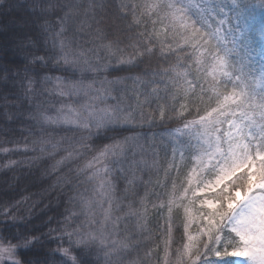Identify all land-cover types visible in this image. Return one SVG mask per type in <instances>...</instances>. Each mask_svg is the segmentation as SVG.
Listing matches in <instances>:
<instances>
[{
  "label": "snow or ice",
  "instance_id": "snow-or-ice-1",
  "mask_svg": "<svg viewBox=\"0 0 264 264\" xmlns=\"http://www.w3.org/2000/svg\"><path fill=\"white\" fill-rule=\"evenodd\" d=\"M6 8L25 10L16 20L25 66L0 70L2 115L27 125L28 136L2 151L34 153L28 165L63 151L53 171L93 154L75 183L63 180L80 211L65 218L58 262L19 258L41 238L7 231L22 219L17 201L0 207V264H264V0H8ZM176 122L167 139L144 131ZM58 130L74 135L56 139ZM120 130L131 135L98 149L89 142ZM161 171L163 183L144 179ZM169 179L166 202L148 191ZM152 196L151 208L167 215L149 247ZM178 209L184 242L174 247Z\"/></svg>",
  "mask_w": 264,
  "mask_h": 264
},
{
  "label": "trees",
  "instance_id": "trees-1",
  "mask_svg": "<svg viewBox=\"0 0 264 264\" xmlns=\"http://www.w3.org/2000/svg\"><path fill=\"white\" fill-rule=\"evenodd\" d=\"M8 0H0V4H4V8H0V70L8 69L9 72L21 71L25 66V51L18 47L17 42L23 37L24 32L21 30L16 23L17 15L25 14L24 9H18L17 13H7ZM26 0H16L17 4H24ZM259 47V44H257ZM144 66H140L135 69L134 72L129 73L127 71H116L109 76V79L115 76H127L130 74H135L136 72L143 71ZM2 74V71H0ZM49 75L59 76L63 73L59 71L52 70L48 73ZM90 75V74H89ZM79 73H77V78ZM85 82H88L86 79ZM10 87V86H9ZM8 88L0 86V92L7 91ZM67 102V100L65 101ZM3 101H0V207L7 204H15L17 201L21 202L19 204V210L17 211V216L22 219L18 221V227H13L7 229L9 233L16 232H28L33 233L41 238V243L34 248H29L27 250H21L19 252V258L21 260L35 261L37 259L44 261L48 258L49 261L59 260V256L55 254V250L63 244L64 247L68 246L67 238L65 237L63 241L59 239L63 232V225L65 224V218L70 212L80 211L78 204L74 205L69 202V186L63 183L64 178L72 176L73 183H75V169L82 167L88 159H91L92 152H87L85 155L75 161H71L65 166H62L59 170L53 171L52 166L59 160L61 156L65 153L63 151L59 152L55 158H44L37 161L35 164L28 165L23 163L30 156L35 155L34 153H22L16 151H10L5 154L2 149L8 148L13 149L17 144L21 143L25 137L28 136L27 125L22 124L20 121L13 120L8 121L2 115L3 112ZM178 122L157 125L151 131L147 128L144 129L148 136L153 134L159 139L161 137L167 139L168 130L176 128ZM72 132L57 131L53 133L56 139L61 136H72ZM79 136L80 133H75ZM131 135V132L126 130H120L118 133L109 132L107 134H101L99 136L93 135L90 138V144L93 149H98L104 145L112 143L111 137H123ZM31 139V137H28ZM143 143V141H141ZM151 143V141H149ZM65 146H67L65 144ZM146 155L144 159L147 163L151 164L152 155L151 149L145 145ZM137 159H140L137 156ZM10 160H16L19 163L13 167H5ZM163 167H167V161L161 162ZM185 164L190 167L187 159ZM72 170L71 172L69 170ZM187 171L186 167H182L180 174L176 177V173H172L173 177L177 178V183L183 179L184 173ZM151 175L155 183L159 179L162 183L164 182L163 172L147 173L144 175L146 180L148 176ZM82 179V178H81ZM168 188H160L149 186V192H157L161 194V199L165 202L167 200L166 193L171 188V180L167 181ZM85 185H81L83 188ZM120 188H124V182L121 181ZM139 195L144 194V188L141 187L138 190ZM156 196L150 197L149 201V217L151 223L149 227L155 233L153 242L149 244V247L154 246V244L159 243L156 239L160 235L157 231L158 226L164 224V217L167 215L166 210L160 215L157 213L160 211L158 209H152L151 204L158 203ZM176 230L174 232V247L182 246L184 242L183 236V212L182 209H178L174 212ZM3 217H0L2 220ZM79 219H82L80 217ZM78 218H73L74 221L79 222ZM3 224L0 223V231H3ZM190 231L195 232L196 227L190 229ZM155 256H162V252L157 249ZM100 264H103L101 259Z\"/></svg>",
  "mask_w": 264,
  "mask_h": 264
},
{
  "label": "rangeland",
  "instance_id": "rangeland-1",
  "mask_svg": "<svg viewBox=\"0 0 264 264\" xmlns=\"http://www.w3.org/2000/svg\"><path fill=\"white\" fill-rule=\"evenodd\" d=\"M85 83H87V82H85ZM68 103H73V104H75V98L72 100V101H67ZM83 101L81 100V103H82Z\"/></svg>",
  "mask_w": 264,
  "mask_h": 264
}]
</instances>
